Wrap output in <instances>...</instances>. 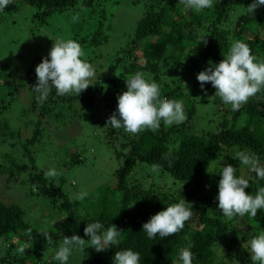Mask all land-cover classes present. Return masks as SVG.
Listing matches in <instances>:
<instances>
[{"label": "trees", "instance_id": "16d2710c", "mask_svg": "<svg viewBox=\"0 0 264 264\" xmlns=\"http://www.w3.org/2000/svg\"><path fill=\"white\" fill-rule=\"evenodd\" d=\"M106 1L13 0L3 12L15 11L27 3L37 8V14L43 20L51 12L79 10L86 14L87 19L83 21L90 22L94 29L86 32L80 41L87 47L98 48L108 40L103 27L108 29L111 23L110 14L101 9ZM138 2L143 3L142 14L128 41L108 55V78L101 84L95 81L93 93L84 90L80 95L58 96L53 88L47 99L39 103L36 99L38 93L33 89L28 106L32 114L36 112L37 119L31 136L18 145L10 140L18 136L19 128L0 119V144L6 143L8 151L11 148L21 151L28 162L24 166H29L23 174V163L19 165L18 156L0 151V178L8 176L3 181L9 182V188L13 180L14 184L18 183L20 188L27 190L23 199L26 200L27 196L45 198L49 207L55 206L66 215L56 234L58 243L63 241L64 236L73 234L89 239L83 231L87 223L99 221L105 229L112 224L121 229L120 244L105 250V255L90 259L91 264H113L115 251L125 249L138 252L140 264H172L173 261L180 264V249L189 246L193 254L192 264H253L244 246L251 238L264 232V209L258 210L256 217L246 214L228 220L218 209L215 198L223 166L232 164L236 168L235 174L240 176V162L231 156L219 166L224 148L236 146L249 154L255 153L261 165L264 164V91L234 112L230 105H225L215 96L214 87L207 83L204 89L212 91L213 101L220 105L217 112L219 130L198 134L189 131L188 122L196 112L195 97L201 87L196 82L184 93L182 82L184 77L197 75L206 69L209 61L219 63L236 40L247 43L257 60H264V6L249 13L247 7L252 0H213L212 8L197 13L185 9L178 0H132V3ZM246 32L250 38L244 35ZM202 39H207V44L201 43ZM186 70L192 75L184 74ZM138 71L160 86L161 98L186 100L187 119L171 127H165L161 122L158 131L145 130L138 135L110 126L106 142L116 157L122 159L114 170L113 183L100 186L97 194L88 195L83 201H70L59 184L46 179L42 171L34 167L31 146L43 136L41 118L60 117L61 107L76 100L93 107L95 95L104 118H108L116 110L118 94L127 90L125 79ZM175 73H179L180 78ZM5 108L0 98V116ZM6 159L10 164L4 163ZM70 159L73 164L81 161L77 152L71 153ZM139 161L158 165L161 173H167L174 179L172 183L180 185L177 193L145 188L140 181L130 178ZM245 179L249 181L245 189L249 194L255 195L259 187H264V180L258 179L255 173ZM2 185L0 183L4 192ZM6 193L0 197V264H24L28 258L31 261L41 259L50 244L31 223L27 209L13 198L8 203L5 198L9 194ZM181 199L186 200V206L193 213L184 228L169 237L149 239L142 230L143 223ZM29 228L32 230L31 237L25 234ZM14 234L27 244L24 254L18 253L17 249L13 251L15 246L9 236ZM55 244L58 245L57 242ZM53 261L51 259L48 264H59Z\"/></svg>", "mask_w": 264, "mask_h": 264}, {"label": "rangeland", "instance_id": "374dc122", "mask_svg": "<svg viewBox=\"0 0 264 264\" xmlns=\"http://www.w3.org/2000/svg\"><path fill=\"white\" fill-rule=\"evenodd\" d=\"M142 8V2L132 3V0H107L104 2L101 9L110 14L111 23L108 29L106 26L103 27V32L108 34V40L98 48L87 47L80 41L86 32L89 33L94 29L90 22L83 21L87 19L86 14L79 10L51 12L43 20L37 14V8L27 3L15 11L0 12V98L6 107L4 112H1L0 119L7 120L15 128H19L18 136L16 135L14 139L10 140L12 143L15 142L18 145L25 138L31 136L37 119L36 112L32 114L28 106L34 93L33 86L37 83L35 68L44 57H47L54 43L53 40L73 39L80 43L85 52V56L82 58L89 59L87 62L93 66L95 71V75L90 80L91 85L86 89L93 93L94 82L101 84L108 78L106 72L108 55L128 41L142 14ZM108 14L106 15L108 16ZM74 17L77 19L74 20ZM90 20L93 21V19ZM244 35L250 38L249 33L246 32ZM183 73L192 75L189 70ZM175 74L180 78L179 73ZM183 79L184 93L189 91L190 86L196 82L199 83L197 75L187 76ZM198 87H201L200 83ZM97 98L98 96L95 95L93 107L84 104V101L76 100L70 105L65 104L61 107L60 115L65 116L41 118L43 136L39 142L31 146L32 148L30 147L35 157V168L42 171L43 174L50 167H54L62 173L59 177L51 180L61 186L70 201H79L74 198L77 193L87 192L88 195H95L100 186L113 183L114 170L122 162V159L116 157L115 152L106 142L110 125L106 124L108 118H104ZM195 100L196 112L192 120L188 122L189 131L198 134L218 131L217 112L220 111V105L213 101L212 91L207 90L205 93L204 89L200 88ZM182 102L185 111L186 100ZM227 149H223L225 152L221 155L219 166L225 163L228 156L234 157L237 151L247 152V150H241L236 146L227 147ZM0 151L4 153L8 151L6 143L0 144ZM8 152L18 156L19 165L21 166L23 163L21 166L23 174L26 173L29 166H24L28 162L26 157L21 155V151L11 148ZM74 152H77L81 158V161L76 164L71 163L70 159V154ZM4 163L7 165L10 164V161L6 159ZM262 165L264 164L262 163ZM152 166L145 162H137L130 178L137 179L145 188L152 187L156 191L176 194L180 185L172 183L174 179L165 172L161 173L160 169L153 172ZM238 170L240 176L244 178L254 174L241 163ZM7 177L0 178L4 192L7 191L6 194H9L5 200L9 203L13 198L20 203L29 212L28 216L36 229L39 232L49 230V234L54 240L50 244V248L43 252L41 259L31 261L28 258L24 264H48L51 262L54 250L56 251L62 243H58L56 234L66 215L55 206L49 207L46 204L48 200L45 198L27 196L26 200L23 199L27 190L20 188L18 183H16L18 186L14 184L13 180L10 184L13 189L9 188V182L3 181ZM4 192L0 186V197ZM59 202L60 200L56 203L57 206L60 204ZM9 239L15 246L13 251L22 245H27L17 234L9 236ZM219 254L221 258L222 254ZM103 255H105V251L98 253L91 247H86L84 252L74 250L69 257L68 264H91L90 259Z\"/></svg>", "mask_w": 264, "mask_h": 264}, {"label": "clouds", "instance_id": "9594fccd", "mask_svg": "<svg viewBox=\"0 0 264 264\" xmlns=\"http://www.w3.org/2000/svg\"><path fill=\"white\" fill-rule=\"evenodd\" d=\"M12 2L13 0H0V12ZM178 3L197 13L213 7V0H178ZM260 6H264V0H252L247 12L254 13ZM53 41L47 57L35 68L37 83L33 89L38 93L36 99L39 103L47 99L53 88L58 96L73 93L80 95L91 85L90 80L95 75L93 66L82 59L85 52L77 41ZM201 43L207 44V39H202ZM223 56L224 59L219 63L209 61L208 67L197 74V80L202 89L206 83H211L215 96L225 105H230L235 112L250 98L264 91V60H257L249 45L241 40L232 42ZM125 82L127 90L118 94L116 110L106 122L112 128L138 135L145 130L158 131L161 122L165 127H171L187 119L183 102L161 98L160 86L154 80L146 79L144 73L138 71L126 78ZM204 91L206 93L207 90ZM233 158L255 173L258 179L264 180V165H261L258 155L237 151ZM151 170L156 172L159 166L153 165ZM235 173L236 168L232 164L223 166L219 172L218 193L215 198L218 209L228 220L236 216L244 217L246 214L256 217L257 211L264 209V187H259L255 195L249 194L245 191L249 181ZM61 174L54 167L44 172L46 179L57 178ZM87 195V192H80L74 198L83 201ZM192 215V210L186 206V200L181 199L152 215L143 223L142 230L149 239L156 236L169 237L180 232ZM83 231L89 239L76 234L64 236L52 259L59 264H68L74 250L84 252L86 247H91L99 253L118 246L121 242L122 230L115 224L105 229L101 222L96 221L87 223ZM40 233L45 237L46 243H53L49 230H41ZM25 234L31 237L32 230L29 228ZM26 248L27 245H22L16 251L24 254ZM244 248L248 250L253 264H264V232L251 238ZM192 256L190 246L184 247L180 249L178 260L180 264H192ZM113 264H140V254L132 249L115 251ZM172 264L178 262L173 261Z\"/></svg>", "mask_w": 264, "mask_h": 264}]
</instances>
